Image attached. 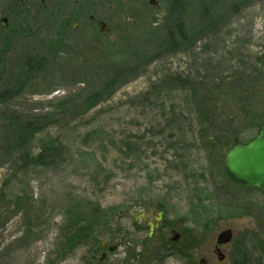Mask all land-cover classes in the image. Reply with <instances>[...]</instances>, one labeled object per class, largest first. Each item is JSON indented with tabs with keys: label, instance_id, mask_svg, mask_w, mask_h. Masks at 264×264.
Returning a JSON list of instances; mask_svg holds the SVG:
<instances>
[{
	"label": "rangeland",
	"instance_id": "374dc122",
	"mask_svg": "<svg viewBox=\"0 0 264 264\" xmlns=\"http://www.w3.org/2000/svg\"><path fill=\"white\" fill-rule=\"evenodd\" d=\"M119 1L0 0V264H264L217 145L264 122V0Z\"/></svg>",
	"mask_w": 264,
	"mask_h": 264
},
{
	"label": "water",
	"instance_id": "95a60500",
	"mask_svg": "<svg viewBox=\"0 0 264 264\" xmlns=\"http://www.w3.org/2000/svg\"><path fill=\"white\" fill-rule=\"evenodd\" d=\"M6 21V18L2 19ZM102 30H106L102 26ZM223 171L229 181L244 186L257 188L264 190V122L257 129L256 135L249 142L234 143L225 153L223 163ZM143 220H146L145 216H142ZM163 216V212H158L154 218V222H148L149 236L152 234L155 228ZM137 219V218H135ZM173 235L170 239L172 242H176L179 238V234L175 231L171 232ZM233 238V231L231 227L220 231L215 238V253L217 254L218 261L224 259V254L221 252V247L228 245ZM117 249L114 245L108 248V251L112 252ZM105 253L102 254L100 261L105 259ZM200 264H205L204 258L199 260Z\"/></svg>",
	"mask_w": 264,
	"mask_h": 264
},
{
	"label": "flooded vegetation",
	"instance_id": "af4514ba",
	"mask_svg": "<svg viewBox=\"0 0 264 264\" xmlns=\"http://www.w3.org/2000/svg\"><path fill=\"white\" fill-rule=\"evenodd\" d=\"M26 0H24V2H25ZM44 0H41V2H43ZM73 2H74V4H76L78 7H79V9H81L82 10V4H81V0H72ZM143 1H145V0H143ZM148 1V8L146 9V12L148 13V15L147 16H145V18H150V19H153V20H156V19H158V18H160V20L159 21H161V20H163V21H166L167 19L168 20H171V18L172 17H174V18H176L177 19V15H179L180 16V13L178 12L180 9H182L181 7H183L182 5H181V2L179 1V0H173V3H172V8L171 9H169L168 10V14L167 13H165V12H162L161 13V15L160 16H157V14L155 13V9H156V7L160 4V0H147ZM27 2H28V0H27ZM100 2H102V0H100ZM110 2H112V3H114L115 2V0H110ZM120 2V4L119 5H117V7H116V12L117 13H119L120 11H121V7H122V5H121V0L119 1ZM118 2V3H119ZM20 3V2H19ZM32 3H33V1H30V2H28V5H32ZM117 3V4H118ZM129 12H131L132 14H135V13H138V9H136V8H132V10H129ZM179 13V14H178ZM139 14L140 15H142L141 14V12H140V10H139ZM143 16V15H142ZM168 16V17H167ZM181 17V16H180ZM144 18V17H143ZM90 19H91V21H93V22H96L97 23V25H98V27H99V29L101 30L102 29V26H104L106 29L108 28L107 26H106V22L105 21H103L102 19H98V18H95L94 16H90ZM130 17H128V16H124V20L126 21V22H128V21H130ZM65 20V19H64ZM73 20V17H71V16H69V17H67L66 18V21H67V23H69L70 21H72ZM74 26H76V24H74ZM178 27H181L182 28V21H180V22H178V24L176 25V28H178ZM172 32V31H171ZM170 34V31L168 32V35ZM172 34H173V32H172ZM107 249H108V247H107Z\"/></svg>",
	"mask_w": 264,
	"mask_h": 264
},
{
	"label": "trees",
	"instance_id": "16d2710c",
	"mask_svg": "<svg viewBox=\"0 0 264 264\" xmlns=\"http://www.w3.org/2000/svg\"><path fill=\"white\" fill-rule=\"evenodd\" d=\"M170 31V34H169V36L171 37V38H173V34H172V30H169ZM177 31H178V35L181 37L180 39H182V40H185L186 39V36H185V33H184V31L182 30V28L181 27H178L177 28ZM209 115H210V113H209ZM250 139H248V140H245V141H243L242 143H246V142H248ZM234 142H237L236 140H228V139H226L225 141H223V142H221V141H219L218 140V142H217V145H223V146H225V145H230V144H232V143H234ZM195 242H196V240H193V241H191V244L190 245H192V246H194V244H195ZM169 242L167 241H165L163 244H168ZM190 245H188V246H190ZM191 246V247H192ZM190 247V248H191ZM159 247H155L154 249H158ZM194 264H197V263H195L194 262Z\"/></svg>",
	"mask_w": 264,
	"mask_h": 264
}]
</instances>
